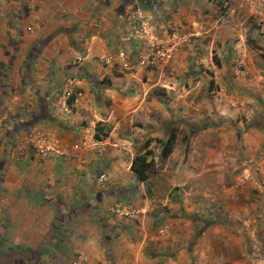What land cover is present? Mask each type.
Instances as JSON below:
<instances>
[{"label": "crops", "instance_id": "1", "mask_svg": "<svg viewBox=\"0 0 264 264\" xmlns=\"http://www.w3.org/2000/svg\"><path fill=\"white\" fill-rule=\"evenodd\" d=\"M219 16L217 0H0V264H264V0ZM152 29L180 44L137 68ZM184 121L219 137L202 171L222 182L225 211L202 231L188 200L154 206L132 171L145 140Z\"/></svg>", "mask_w": 264, "mask_h": 264}, {"label": "rangeland", "instance_id": "2", "mask_svg": "<svg viewBox=\"0 0 264 264\" xmlns=\"http://www.w3.org/2000/svg\"><path fill=\"white\" fill-rule=\"evenodd\" d=\"M202 98H200L201 102ZM245 122V121H244ZM182 122L172 124L167 138L172 131H176L177 139L172 154L163 158L161 156L163 143L166 140H145L137 149L136 155H145L149 163L147 179L144 182L146 197L152 201L154 206L166 205L169 203L191 205L193 216L198 223V230H204L207 225L213 222H221L225 211L222 182L207 178L202 171L205 160V147L209 141H218L216 133L203 132L206 130L207 122L199 123L198 127L191 130ZM240 135V131L237 132ZM191 139L197 141L194 147H190ZM162 141V142H160ZM196 151L193 156V166L199 174V179L189 181L187 178V167L190 166L189 154ZM206 169V167H205ZM184 200V201H183ZM184 212L180 207L178 213Z\"/></svg>", "mask_w": 264, "mask_h": 264}, {"label": "built area", "instance_id": "3", "mask_svg": "<svg viewBox=\"0 0 264 264\" xmlns=\"http://www.w3.org/2000/svg\"><path fill=\"white\" fill-rule=\"evenodd\" d=\"M57 1V0H55ZM220 8V16L218 18L217 24L220 27H223L229 23V13L231 9V0H217ZM128 18L133 22V26L135 27V31L137 34H145L147 30H150L149 22L147 21L146 15L141 9L130 10L128 13ZM152 36L148 37L147 41V52L146 54L139 58L136 66L137 68L147 69L153 66L160 65L167 61L174 51L177 49L179 43V38L174 37L170 44L163 45L159 39L154 36V30H151ZM127 41H131V38H128ZM133 53L126 50L121 49L118 53V58L121 61V65L125 70H131V60L130 57ZM107 60V59H106ZM73 81V80H71ZM73 96V93L70 91H64L63 97L65 99H70ZM34 145L36 149L42 154L56 153V151L46 142L45 137L36 133L33 139ZM107 181V174L102 173L99 175L97 179V183L100 186H103ZM111 213L115 215L122 216H130L134 214L132 209L127 208L123 205L114 206L111 209ZM73 264H85V259L80 255H76V259Z\"/></svg>", "mask_w": 264, "mask_h": 264}, {"label": "trees", "instance_id": "4", "mask_svg": "<svg viewBox=\"0 0 264 264\" xmlns=\"http://www.w3.org/2000/svg\"><path fill=\"white\" fill-rule=\"evenodd\" d=\"M176 139H177L176 131H172L169 137L163 143V149L161 153V156L163 158H167L172 154ZM148 169H149V163L147 162V157L145 155H138L137 157L134 158L132 164V171L139 177L141 181H145L147 179L146 172Z\"/></svg>", "mask_w": 264, "mask_h": 264}]
</instances>
